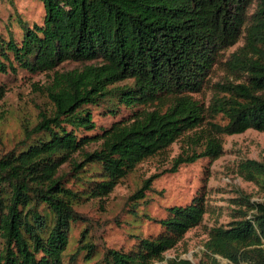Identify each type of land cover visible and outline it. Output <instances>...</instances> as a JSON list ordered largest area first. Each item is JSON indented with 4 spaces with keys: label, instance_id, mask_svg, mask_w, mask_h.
Instances as JSON below:
<instances>
[{
    "label": "trees",
    "instance_id": "obj_1",
    "mask_svg": "<svg viewBox=\"0 0 264 264\" xmlns=\"http://www.w3.org/2000/svg\"><path fill=\"white\" fill-rule=\"evenodd\" d=\"M44 16L32 27L20 21L22 38L0 41V74L46 73L65 62L86 63L54 72L45 87L51 109L25 128V144L0 156V264H64L72 224L84 221L77 211L88 201L108 196L148 158L202 126L212 132L194 150L179 155L169 170L222 154V137L247 130L264 132V0H39ZM242 34L244 45L227 65L245 76L239 84L214 86L207 109L191 94L200 92L222 52ZM130 82L119 86V83ZM108 113L124 107L128 121L101 133L91 107ZM138 108H144L137 112ZM92 152L84 149L99 143ZM199 147L200 151H197ZM83 153L79 163L74 155ZM69 163V173H61ZM242 175L264 186V163L246 160ZM157 176L143 181L130 200H143ZM236 220L214 227L200 264H264V201L240 197ZM206 212L202 195L172 206L156 221L161 231L137 239L131 250L98 251L86 227L78 253L92 264H151L162 261ZM165 264H192L172 258Z\"/></svg>",
    "mask_w": 264,
    "mask_h": 264
},
{
    "label": "rangeland",
    "instance_id": "obj_2",
    "mask_svg": "<svg viewBox=\"0 0 264 264\" xmlns=\"http://www.w3.org/2000/svg\"><path fill=\"white\" fill-rule=\"evenodd\" d=\"M257 0H253L248 10V18L254 14ZM44 16L39 0H0V41L12 38L19 42L22 38L20 21L30 27L40 25ZM245 34L238 42L224 50L210 71L207 85L191 97L198 100L207 109L214 95L216 84L227 82L239 84L246 81L245 76L233 72L227 65L232 54L244 45ZM95 64L93 62H65L54 71L46 73H28L18 71L16 74H0V156L19 150L25 144V128L32 129L38 122L41 112H49L51 105L45 87L52 80L54 72H65ZM130 82L119 83L129 84ZM142 112L144 108H138ZM96 129L89 134L101 133L113 123L128 121L132 110L121 107L117 112L108 113L103 105L91 107ZM208 121L221 122L206 118L199 128L187 132L171 144L162 153L141 162L114 188L108 196L88 201L77 206V211L84 221L72 224L70 243L64 254V264H92L84 261V253H78V240L81 232L88 227L89 242L97 250L114 249L127 252L137 243V239L157 235L161 229L156 221L167 216V209L172 206L186 205L193 197L202 195L206 212L201 223L189 230L177 245L164 253L162 261L151 264H165L168 259H187L192 264L204 260V244L209 232L214 227H227L235 221L240 206L241 196L251 202L264 201V186L247 180L240 171V165L246 160L264 163V132L247 130L244 133L222 137V154L215 160L199 159L195 163L181 166L177 172L170 173L173 161L185 153L194 150L192 137H200L202 142L207 136L215 135ZM99 143L88 145L84 152H92ZM200 148L197 147V151ZM77 163L83 160V153L74 155ZM71 165L66 163L61 173L66 174ZM157 177L152 182L151 190L143 200L132 201L130 197L141 187L143 181L151 176ZM220 264H232L218 257Z\"/></svg>",
    "mask_w": 264,
    "mask_h": 264
}]
</instances>
